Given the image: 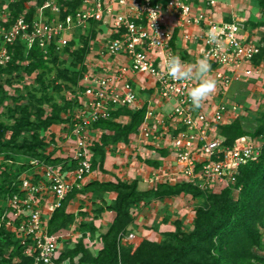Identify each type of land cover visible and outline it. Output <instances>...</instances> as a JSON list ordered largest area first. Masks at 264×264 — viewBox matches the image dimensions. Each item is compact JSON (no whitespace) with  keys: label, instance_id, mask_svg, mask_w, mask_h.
Returning <instances> with one entry per match:
<instances>
[{"label":"built area","instance_id":"2783aa9c","mask_svg":"<svg viewBox=\"0 0 264 264\" xmlns=\"http://www.w3.org/2000/svg\"><path fill=\"white\" fill-rule=\"evenodd\" d=\"M62 1L34 6L32 18L28 7L13 21L0 7L3 67L12 61L10 47L18 42L27 51L37 46L46 55L54 46L69 59L63 51L67 47L73 51L71 43L77 33H85L91 21L99 24L77 93L67 98L75 105L63 115L65 122L41 134L43 157L60 163L29 159V170L20 176L19 192L6 200L9 207L0 217V228L3 225L14 235L33 264H56L60 258L66 235L62 230L51 232L50 219L70 195L82 190L93 170V148L106 133L95 124L119 121L125 115L113 118L117 110L144 111L133 142L144 150L153 145L167 152L163 164L148 178L153 188L189 184L204 192H218L233 187L239 168L260 156L264 139L243 136L228 145L219 133L220 126L236 118L238 106L226 100L230 88L255 78L262 69L255 59L262 55L263 44L249 39L246 20L234 11L227 12L230 20L225 18L217 0H80L73 14L62 17L66 4L73 0ZM151 12L158 16L155 21ZM212 28L220 32L223 48L209 42L207 32ZM169 53L185 63L208 59L217 89L201 108H194L187 95L191 82L166 75ZM165 105H170L168 110ZM135 236L131 230L121 233L119 244Z\"/></svg>","mask_w":264,"mask_h":264},{"label":"trees","instance_id":"16d2710c","mask_svg":"<svg viewBox=\"0 0 264 264\" xmlns=\"http://www.w3.org/2000/svg\"><path fill=\"white\" fill-rule=\"evenodd\" d=\"M30 1L34 0H15L10 5L12 21L23 13ZM35 1L36 7H40L47 0ZM58 2L63 4L62 0ZM252 2L261 9L264 16V0ZM80 3V0L67 3L68 8L62 13V17L73 14ZM36 7L29 9V18L35 14ZM98 26L97 22L91 21L85 33H77L76 39L71 43L73 51L70 52L68 47L63 51L69 55V59H66L65 55H60L54 46L49 48L46 55L37 46L27 51L25 45L18 42L10 47V50L14 51L12 61L5 67L0 66V81L4 75L20 69L19 62H27L25 69L28 74L42 69L37 81L42 84L44 91L47 90L44 80L49 73L50 64L67 63L69 68L67 67L65 72L62 71L69 81L65 87L75 95L86 70L84 62L90 51L89 44L96 38ZM254 27L264 28V20L255 23ZM263 54L264 47L262 55L255 59V63L259 62ZM3 93L4 87L0 83V94ZM29 94L30 101L27 105L9 107L0 120V155L13 164L17 158L26 160V164L22 166L14 164L13 170L8 165H1L4 166V171L0 173V206L19 192L20 176L29 170L27 164L29 159H45L55 165L61 161L43 157L42 150L45 145L41 134L51 126L65 122L62 115L72 109L75 102L65 99L63 103L58 104L45 93L38 97L32 92ZM4 100V96L0 95V105ZM45 103L50 104V113H46L43 108ZM121 115L129 116L130 123L124 127L121 136L118 134L115 143L119 141L127 143L129 136L138 131L144 120V111L132 112L121 108L113 113V118ZM260 118L259 126L252 133L245 131L240 119H235L230 125L220 126L219 133L225 137L228 145L243 136L264 137V114ZM95 127L117 131L120 125L110 119L98 122ZM105 138L107 136L104 133L100 140L101 145L97 143L93 148L96 156L94 165L96 158L100 156L98 151L109 143ZM104 159L105 156L102 154L101 164ZM146 163L153 167L158 166L155 161L148 160ZM92 184L87 185L86 189H92ZM94 184L104 191L111 189L117 194L116 199L105 210L114 212L116 216L108 230L100 236L103 248L94 256L79 243L74 251L62 253L56 264H64L66 260H70L69 264H118L119 261L124 264H264V256L258 253L262 244L261 229L264 228V142L260 156L239 168L236 184L218 192H204L189 184L158 185L146 192L138 191L137 181L119 180L117 183ZM236 191L238 195L234 196ZM75 194L76 192L70 195L63 207L53 214L49 222L51 232L68 230L67 227L73 217L66 213L65 208ZM181 194L203 200V204L195 209L193 229L190 232L183 231L181 224L176 223L175 232L162 234L165 237L164 241L154 242L136 235L135 239L125 245L119 244V235L130 232L129 227L134 222L132 213L142 202L148 205L154 199ZM4 212L5 210L0 207V217ZM96 230L94 227L91 229L93 233ZM5 247L12 249L8 258L3 253ZM76 256H80V259L74 263L73 259ZM0 264H33V260L24 255L23 247L15 240L14 235L3 225L0 228Z\"/></svg>","mask_w":264,"mask_h":264},{"label":"rangeland","instance_id":"374dc122","mask_svg":"<svg viewBox=\"0 0 264 264\" xmlns=\"http://www.w3.org/2000/svg\"><path fill=\"white\" fill-rule=\"evenodd\" d=\"M14 1L15 0H0V7L2 9L5 8L8 11L9 19H11V16H12L10 5ZM217 1L218 3H221V1L223 0H217ZM29 3H31V5L33 6H30ZM238 3L242 4L243 6L240 12L243 14L238 17L246 20V29L249 34L250 32L252 33L250 34L249 39L262 43L264 47V30H263L264 28L259 27L261 28V30L256 28L255 29L256 32H255L254 29L252 28V26H254L255 23L251 22L254 20L256 23L257 22L260 23L261 21L264 20V16L262 14L261 9L254 2H252V0H238ZM36 4L37 3L35 0L30 1L26 4L25 9H27L28 7H34L36 6ZM218 5H221V6H218V8H221L222 10L227 9V7H229L230 9V6L227 3L226 4L224 3V5L223 3L218 4ZM259 61H260V64L262 65V69L255 76V78L247 82L234 84L230 88L229 93L226 95V100L228 102H230L231 104H234L235 106H238L236 107V110L234 111V114L236 115V118L235 117L234 118L240 119L244 125L245 131L250 132V133L254 132L256 128L259 126L260 124L259 119H261L260 117L264 114V54L260 58ZM18 65H20V69L16 71L14 70L11 74L4 75V77L0 81V83L4 87V93L0 95H3L5 98V100L0 105V114H1L0 120H2L3 114L7 113V110L9 107H15V105H27L30 101L29 92L36 94L37 97L40 96L42 93L43 94L45 93L47 94V96L52 97V99L54 98L58 104L63 103L64 100L68 98V95L71 94L70 90L68 89L66 90L65 86L68 84L69 81L66 78V76H64L63 74V72H65V69H67V67L69 68V65L67 63L61 64L57 62V64L55 65L50 64L49 73L46 79L44 80L45 87H47V90H44V91L42 90V84L37 81L38 74L41 72L42 69H38L32 74H28L25 69L26 66L28 65L27 62H21V63L19 62ZM43 108L45 109L46 113L51 112V107L49 103H45L43 105ZM231 109L233 110L234 106H232ZM63 115H65V113ZM63 115H62V118L64 119ZM116 123L120 125V128L117 131L116 130H113V131L104 130L108 132V133H105L107 136V138L105 139L109 143L102 150L98 151V154L100 156L96 158L95 162L97 165L99 161L101 164L102 154L105 156L107 152L106 149L109 145H112V148H115L118 152H123L124 154H127L128 152L127 154L128 158L132 157L130 153H132L133 150L131 152V150L124 148L123 144H121L124 142L119 141L115 143L118 138V134L119 136H121V134L124 131V127L129 125L130 121H121V122H116ZM101 137L102 135L99 136V140H101ZM263 142H264V139H263ZM99 143L101 145L100 141ZM119 146L122 148H120ZM156 151H161V149H157ZM114 153H116V151ZM148 157L149 156L145 153L144 154L141 153L140 156L137 153V155L134 156L130 164L132 163L138 164L141 162L147 164L146 161L149 160ZM5 161L6 160H4L3 156L0 155V171L3 170L4 168V166H1L2 164L3 165L8 164V162L6 163ZM15 162L16 163L14 164L17 165V163L18 164L25 163L26 160L17 158ZM14 164H11V165L8 164V166L13 170ZM126 181H129V180H126ZM92 185L96 186V184L94 183ZM85 190L84 191L81 190V192L82 191L83 192L80 197H76L75 199L73 198L69 200L66 204L65 211L68 215H72L73 218L71 219L70 225L67 227L68 231L64 232L66 236H65V240L62 243V253H65L66 251H74L79 243H82L85 249L89 250L92 253L93 250L91 251L90 247H92L93 239H99L101 235L100 234L101 231L98 232V229L102 227L101 226L102 214L106 210V208L113 203V202L111 204L106 203V201L103 199V194L101 193L103 191H99V188L96 191H94L95 195L92 198L90 196L83 195ZM184 195L189 196L188 194H184ZM237 195H238V192L237 191L234 192V196H237ZM179 196H175V197H179ZM94 199L96 200V202L93 201ZM187 201L184 198L183 202L186 203L185 207L182 206L181 210L178 209V211L174 213V218L172 219V221H170V219H168L167 216L163 214L162 211L167 208L166 207L164 208V205L162 206L161 204L160 205L156 204L157 205L156 210L155 211L153 210L151 214L149 215L148 213L145 214L148 217H153L154 215H152V213L154 212L159 213V215L156 217V221L154 220L153 224H151L153 227H151L150 229H154L156 227L158 230V227L163 222L165 224L170 221L171 225L166 226V229L164 228L165 231L161 232V237H160L161 239L159 241L165 240V237H163L162 234L173 233L176 231L177 229L176 223H180L183 228V231L185 232H190L193 229V220H194L193 216L195 217V215H192V210H195L197 207L201 206L203 204V200L193 199L192 203L188 205H187ZM7 205H8L7 201H4L0 207L6 210L9 207ZM148 221L149 220H146V222L144 221V224L148 223ZM1 222H2V219L0 218V223ZM93 227L97 229L96 230L97 233L96 232L93 233L91 231ZM261 232H262V244H261V248L259 249L258 253L264 256V228L261 229ZM98 233H99V237H98ZM11 250L12 249L10 247H5L3 249V253L6 258H8ZM79 259H80V256H76L73 259L74 263H77ZM69 263H70V260H66L64 262V264H69ZM256 264H259V263H256Z\"/></svg>","mask_w":264,"mask_h":264},{"label":"crops","instance_id":"0c3cea01","mask_svg":"<svg viewBox=\"0 0 264 264\" xmlns=\"http://www.w3.org/2000/svg\"><path fill=\"white\" fill-rule=\"evenodd\" d=\"M221 3H223V5H224V3L225 4L227 3L230 6V9H229V7H227V9H225V10H222L221 8L219 9L220 11H222L224 13L225 18L230 20V15L227 14L228 10L234 11L238 16L243 14V13H240L241 8L243 6H242V4L238 3V0H223V1H221ZM219 6H221V5H219ZM238 13H240V14H238ZM251 22L256 23L254 20ZM252 28L254 29L255 32H256V30H255L256 28L261 30V28H259V27L252 26ZM250 34H252V33L250 32ZM251 80H253V79H251ZM169 107H170V105H165L164 109L168 110ZM121 121H130V117L129 116H123L117 122H121ZM54 130H57V126L54 127ZM106 133H108V132H106ZM134 138H135V134H131L129 136L127 143H121L124 145L123 146L124 148L131 150V152L133 150L132 153L129 152L132 155V157H129V158L127 157L128 152H127V154H124L123 152H118L115 148H109V147H112V145L107 147V149H106L107 152L105 154V159H104L103 164H100V161H99L98 165L96 164L97 166L93 164L92 173L85 179V182L83 184V187H84L82 189L83 191L86 189V186L91 184V183H95V182L99 183V184L100 183H102V184L103 183H117L119 180H129L130 182L137 181L138 182V191H140V192H146V191H150L151 189H153V187L148 184L147 180H148V178L151 177L153 169L158 168L159 166H161L163 164L162 158L167 156V152H165V150L156 151L157 149L154 148L153 145H151V144H150L151 146H149L148 149L144 150L142 145H139L138 143L133 142ZM131 140H132V144L129 143V142H131ZM111 149L113 150V152ZM115 151H116V153H114ZM137 153L139 154V156L141 155V153L147 154L149 156L148 159L151 161L157 162L158 166L153 167V166L147 165L143 162L138 163V164L137 163L130 164V162L133 160L134 156L137 155ZM93 162H94V160H93ZM92 186H93L92 189H86L85 192L83 193V195L90 196L92 198L95 195L94 191H96L99 188V191H103L101 193L103 194V199L106 201L107 204H111L117 197V194L115 192H113V190H111V189L108 191H104L103 189H100V187L98 185H96V186L92 185ZM82 192H81V190L78 191L73 198L75 199L76 197H80L82 195ZM184 198L186 199V201L188 200L187 205L191 204L193 201V198L191 195L186 196V195L182 194L179 197L171 196V197H165V198H162L159 200L154 199L148 205L145 204L144 202H142L139 205L138 209H136L132 213V216L134 217V222L129 227V230L135 232V234L137 236L143 237V238L150 240V241L158 242L161 239L160 238L161 232L165 231L166 226L171 225L170 221H172V219L174 218V213H176L178 211V209L181 210L182 206L185 207L186 203L183 202ZM93 201L96 202L95 199ZM156 204L157 205L161 204L162 206L164 205V208L165 207L167 208V209H164L162 212H163V214H165V216H167L168 219H170V221L168 223L164 224V222H163L158 227V230L156 227L154 229H150V228L153 227L151 224H153L154 220L156 221V217L159 215V213L158 212L157 213L154 212L156 214L152 213V215H154L153 217H148L145 215L146 213H148V215L151 214V212L153 210L155 211L156 206H157ZM168 206H170V207H168ZM70 208H71V206H70ZM192 215H195V210H192ZM115 216H116V214L114 212H110V211L109 212L108 211L103 212L102 223H101L102 227L98 229V232L101 231L100 234H103L108 230V227L114 221ZM193 218H194V216H193ZM146 220H149V221H148V223H145L146 224L145 225L144 221L146 222ZM148 227H149V229H148ZM62 231L66 232L68 230H62ZM98 237H99V233H98ZM102 248H103V243L101 242V238L93 239L92 247H90V250L91 251L93 250L92 251L93 255L94 256L97 255Z\"/></svg>","mask_w":264,"mask_h":264},{"label":"clouds","instance_id":"9594fccd","mask_svg":"<svg viewBox=\"0 0 264 264\" xmlns=\"http://www.w3.org/2000/svg\"><path fill=\"white\" fill-rule=\"evenodd\" d=\"M153 21L157 19L156 12H151ZM209 42L217 48H223L220 32L212 28L207 32ZM166 75L175 81H188L193 85L187 95L194 108L199 109L204 102L216 92L217 81L210 76L211 65L208 59H197L194 63H185L177 55L168 54L165 60Z\"/></svg>","mask_w":264,"mask_h":264}]
</instances>
